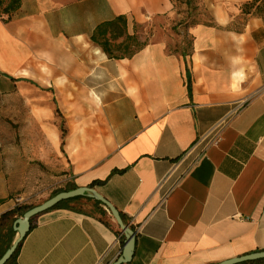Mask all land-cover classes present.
<instances>
[{
  "label": "crops",
  "instance_id": "obj_1",
  "mask_svg": "<svg viewBox=\"0 0 264 264\" xmlns=\"http://www.w3.org/2000/svg\"><path fill=\"white\" fill-rule=\"evenodd\" d=\"M201 1L208 20L194 23L172 0H20L0 17V95L25 79L47 94L18 142L133 225L122 264L264 250V17L237 29L243 0ZM121 14L142 45L108 57L90 35ZM5 163L1 152L0 215L17 204ZM80 202L35 215L8 264H113L123 233L105 205Z\"/></svg>",
  "mask_w": 264,
  "mask_h": 264
},
{
  "label": "rangeland",
  "instance_id": "obj_2",
  "mask_svg": "<svg viewBox=\"0 0 264 264\" xmlns=\"http://www.w3.org/2000/svg\"><path fill=\"white\" fill-rule=\"evenodd\" d=\"M172 1L178 12L183 14L184 19L186 17L185 20L189 19L190 23H194L196 18L208 20L201 0H190L189 10L186 0ZM251 1L237 2V29L241 27L246 14L264 16V0H258L253 5ZM122 40L128 43V48L125 51H116L117 54L127 53L137 46L132 39H125L124 35L114 39L112 44L116 45ZM45 97L47 94L29 83L17 86L10 94L0 95V153L2 152L3 158L4 152L7 162L5 168L10 173L17 204L37 205L70 183L67 172L63 170L64 165L59 160H54V165L45 164L36 159L30 150L31 145H21L18 142L20 125H24L26 121L29 125L34 120L36 106H44L42 101H45ZM9 225L10 222L0 227V233L5 232Z\"/></svg>",
  "mask_w": 264,
  "mask_h": 264
},
{
  "label": "trees",
  "instance_id": "obj_3",
  "mask_svg": "<svg viewBox=\"0 0 264 264\" xmlns=\"http://www.w3.org/2000/svg\"><path fill=\"white\" fill-rule=\"evenodd\" d=\"M256 1H258V0H252L251 5H253ZM186 3L188 5V10H189L190 9V6H189L190 0H186ZM19 6H20V0H7L6 3H4V0H0V17L2 18V20L7 21V20L12 19L14 17V12L18 9ZM245 6H247V4ZM258 10H259V8H258ZM256 15H259V14H256ZM261 16H263V15H261ZM126 25H127L126 16L123 14L117 15L110 20L102 21L99 24H97L95 26L94 30L92 31L91 35H90V39L94 43L98 44L102 48V50L106 53V55L108 57L119 58V57L130 56L134 53L135 50L140 48V46L142 45V42H140L134 34L126 33ZM122 35H124L125 39H132L137 46L132 51H128L127 53H124V54H117V53H115L116 51H125L128 48V43H126L124 40L120 41L116 45L112 44V41L114 39L120 38ZM25 80H27L30 83L37 86L35 82L28 80V79H25ZM53 102H55L54 98H53ZM55 112L58 113L57 107H55ZM59 127H60V131H61V136L63 137L65 135V128H64L63 123L60 122ZM102 182H104V180L97 179V180L92 181L90 183V185L92 186L95 184H101ZM74 188H76V185L74 183L70 182L67 187L63 188L62 190L56 191L54 194H56L57 192H60V191H66V190H70V189H74ZM83 198H85L87 200L93 199V198H89V197H84L83 195H78V196H74V197L62 200V201L58 202L56 205H54L52 208L66 207V208H69L72 210L81 211L83 208V205L80 204L81 203L80 200ZM93 201L96 205H101L100 201L95 200V199H93ZM31 207H32V205H28V204H16L12 209H10V210L6 211L5 213H3L2 215H0V227L5 225L6 223L10 222V225L7 226L5 232L0 233V256L11 245V242L13 240V236L15 235V230L12 227L14 220L17 217L22 216L23 213ZM120 216L123 220V215H120ZM30 223H31V226H30V228H31L35 224V216H33L30 219ZM106 224H107V222H106ZM129 226L132 229L134 228L133 225H131V224H129ZM120 237H121L120 242L123 243L124 235L120 234ZM21 242H22V240L18 243L15 251L12 253L10 258L4 264H8L15 257V255L17 254V252L19 250ZM240 264H264V258L252 260V261H246V262H243Z\"/></svg>",
  "mask_w": 264,
  "mask_h": 264
},
{
  "label": "water",
  "instance_id": "obj_4",
  "mask_svg": "<svg viewBox=\"0 0 264 264\" xmlns=\"http://www.w3.org/2000/svg\"><path fill=\"white\" fill-rule=\"evenodd\" d=\"M78 195H86L90 198L98 200L108 209L109 213L111 214L114 221L116 222L119 229L124 235V241L121 248V252L119 256L116 258V260L113 262V264H122L128 262L133 253L135 235H136L135 230L132 229L128 223L123 222L117 209L94 188L88 186H77L74 189L57 192L56 194L44 200L43 202L32 206L31 208L26 210L22 216L17 217L14 220L12 227L15 230V236L11 242V245L0 256V264H4L10 258L12 253L15 251L18 243L22 240V238L25 236L27 231L30 229L31 226L30 219L33 216L37 215L38 213L44 210L52 208L54 205H56L58 202L62 200ZM263 258H264V250H258L249 253H244L242 255H238L228 259H224L216 264H240L246 261H252Z\"/></svg>",
  "mask_w": 264,
  "mask_h": 264
}]
</instances>
